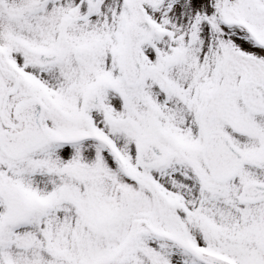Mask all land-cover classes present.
Returning a JSON list of instances; mask_svg holds the SVG:
<instances>
[{
    "label": "snow or ice",
    "instance_id": "snow-or-ice-1",
    "mask_svg": "<svg viewBox=\"0 0 264 264\" xmlns=\"http://www.w3.org/2000/svg\"><path fill=\"white\" fill-rule=\"evenodd\" d=\"M0 264H264V0H0Z\"/></svg>",
    "mask_w": 264,
    "mask_h": 264
}]
</instances>
